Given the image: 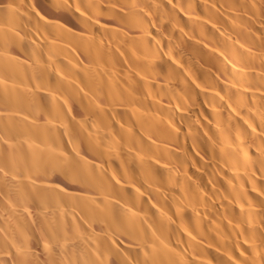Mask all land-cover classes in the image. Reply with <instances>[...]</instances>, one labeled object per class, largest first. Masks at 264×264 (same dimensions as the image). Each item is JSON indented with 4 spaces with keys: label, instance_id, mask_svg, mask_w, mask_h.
Instances as JSON below:
<instances>
[{
    "label": "bare ground",
    "instance_id": "6f19581e",
    "mask_svg": "<svg viewBox=\"0 0 264 264\" xmlns=\"http://www.w3.org/2000/svg\"><path fill=\"white\" fill-rule=\"evenodd\" d=\"M0 264H264V0H0Z\"/></svg>",
    "mask_w": 264,
    "mask_h": 264
}]
</instances>
